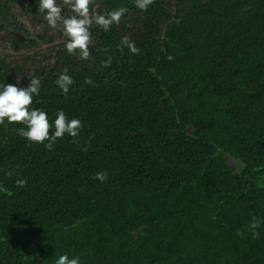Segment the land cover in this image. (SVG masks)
Listing matches in <instances>:
<instances>
[{
  "label": "trees",
  "instance_id": "16d2710c",
  "mask_svg": "<svg viewBox=\"0 0 264 264\" xmlns=\"http://www.w3.org/2000/svg\"><path fill=\"white\" fill-rule=\"evenodd\" d=\"M121 7L109 31L93 23L83 60L39 0H0V85L38 78L31 107L82 124L51 150L0 124V264H264V0L91 11Z\"/></svg>",
  "mask_w": 264,
  "mask_h": 264
},
{
  "label": "clouds",
  "instance_id": "9594fccd",
  "mask_svg": "<svg viewBox=\"0 0 264 264\" xmlns=\"http://www.w3.org/2000/svg\"><path fill=\"white\" fill-rule=\"evenodd\" d=\"M153 0H135V6L140 10H147ZM63 4L68 6L73 13L70 16L62 15V7L57 4V0H39V11L45 12V20L48 26L56 29L62 26L64 35L67 37L65 44L69 54H76L83 60L91 59L90 46L92 45V33L90 31L93 23L101 27L105 32L109 31L113 24H119L121 18L126 13V8H119L107 13V15L93 14L91 11L92 0H63ZM121 51L128 48L133 54H139L135 42L130 41L127 36L120 41ZM171 59V57H169ZM111 57L104 63L108 67ZM56 85L64 95H67L75 83L73 78L67 74V70L61 73L56 80ZM85 83L91 84L92 80L86 79ZM41 81L38 78H31L27 88H20L13 84L0 85V124L7 120L8 124H23L25 127L18 130V135L33 143H44L45 147L51 150L58 139H62L65 134L73 138V142L79 137L82 127L79 119L69 120L63 110L56 113L54 125L49 121L48 114L39 108H32L34 95L39 94ZM54 127V131H52ZM51 131V134H50ZM86 150V149H85ZM11 177L12 173L8 174ZM95 179L104 182L107 179L105 172L97 173ZM25 180H17L16 186L24 187ZM0 191L7 192V189L0 188ZM260 226V221L253 219L250 225L253 235ZM56 264H80L79 257L70 258L67 254L61 255Z\"/></svg>",
  "mask_w": 264,
  "mask_h": 264
}]
</instances>
